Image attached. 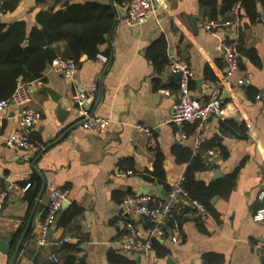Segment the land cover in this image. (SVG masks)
<instances>
[{"label": "crops", "instance_id": "0c3cea01", "mask_svg": "<svg viewBox=\"0 0 264 264\" xmlns=\"http://www.w3.org/2000/svg\"><path fill=\"white\" fill-rule=\"evenodd\" d=\"M88 1L110 4L114 9L119 6L114 0H72ZM223 1L215 0L218 13ZM155 3V14L134 27L127 24L124 8L119 6L123 14L115 15V25L99 45L98 54L107 61L98 54L94 59L81 56L78 85L50 64L46 66L42 85L30 86L29 106L42 115L30 136L32 151L14 150L5 144L18 125L19 107L11 103L0 113V183L14 188V196L0 211L1 235L11 237L9 252H0V264H113L118 257L126 263L116 264H140L139 254L123 250L118 242L127 221L121 200L127 194H137L141 187L157 194V184L143 175L152 170L158 155L167 186L181 182L188 165L177 160L176 152L181 149L200 153L213 166L196 172L197 180L209 183L235 173L234 186L227 198L215 196V202L211 201L214 212L207 211L204 217L196 215L187 199L180 198L174 214L179 218L182 242L173 244L169 233L157 239L155 264H166L168 257L176 264H263L264 219L257 221L253 216L263 206L258 194L264 190V0L256 1L252 10L241 7L233 29L220 25L213 30L203 27L205 13L200 0ZM53 4V0H17L16 6L0 17V23L24 21L29 32L36 26V14ZM230 18L229 11L214 20L222 23ZM161 39L166 43L167 61L181 58L191 68L189 90L199 102L207 99L205 82L224 73L219 44L234 39L240 51L233 80L243 79V84L223 89L227 118L224 122L215 117L207 121L204 142L196 153L192 125L185 126L188 140L179 142L176 127L164 123L177 98L178 79L168 64L158 68L145 56ZM200 79L201 86L197 83ZM159 89L169 93L164 95ZM78 90L90 114L110 119L103 132L95 134L79 126L80 115L72 100ZM58 107L67 111L61 120ZM136 125L149 128L150 134ZM217 171L220 176L215 177ZM35 178L40 186L30 205L23 189L34 187L35 183H30ZM54 188L67 191L68 205L57 216L48 243L41 246L35 237ZM162 192L164 195L165 189ZM72 205L81 212L61 225ZM65 237L70 241H64ZM158 253L164 256L158 257Z\"/></svg>", "mask_w": 264, "mask_h": 264}, {"label": "built area", "instance_id": "2783aa9c", "mask_svg": "<svg viewBox=\"0 0 264 264\" xmlns=\"http://www.w3.org/2000/svg\"><path fill=\"white\" fill-rule=\"evenodd\" d=\"M10 0H0V17L6 11L4 5ZM126 13V22L134 27L148 21L156 12L155 0H126L124 3ZM241 9L240 2H235L230 8L231 18L222 23L213 19L204 17L203 27L205 30H213L226 25L230 29L238 25V12ZM264 24V18L262 19ZM219 53L225 63L224 73L217 80H207L205 86L208 89L207 99L199 102L192 98L189 90V81L193 77V72L187 62L181 58H173L169 61L168 69L171 74L177 76L178 94L172 106L171 113L164 120L165 124L173 125L177 129V140L186 142L191 135L192 149L196 153L202 146L205 138V127L211 117H215L223 122L227 118L228 107L222 97L224 88L233 89L236 85H242L243 79L233 80L235 73L239 69L240 51L237 42L227 39L218 46ZM98 57L104 62L107 57L98 54ZM51 69L61 73L65 77L77 84L76 74L78 71L77 63L73 59L57 57L50 63ZM42 76L25 81L18 79L9 99H0V113H3L12 103L19 107V120L16 129L5 139L7 147L23 152L32 151L31 133L34 126L41 120V113L29 106L30 86L42 85ZM78 85V84H77ZM160 93L167 95V89H159ZM72 100L76 105L80 115L79 126L88 132L99 134L109 125L110 119L92 115L85 106V100L80 90L72 95ZM192 125L193 130L190 135L185 131L186 125ZM137 129L150 134V129L142 125H136ZM124 175L125 173H121ZM26 185L23 190H26ZM14 196L13 187H3L0 183V211L4 202ZM187 199L194 207L196 215L204 217L208 212L206 208L197 200L190 199L181 182L170 186L163 199H159L156 194H127L121 201L122 214L127 217L124 232L120 235L118 242L125 251H133L139 254L140 264H155L156 248L155 241L165 235L164 227L173 216L174 206L180 199ZM259 200L263 206L254 213V219L257 221L264 219V190L259 191ZM67 199V191L61 188H54L50 192L49 201L46 205L42 221L40 223L35 242L38 245H46L49 240L51 228L61 212L62 204ZM139 225L138 226V222ZM143 227V228H142ZM171 242L179 245L182 242V232L177 222H173L171 233ZM64 241H70L65 237ZM262 255L264 258V246H262ZM55 259V257H54ZM205 264V263H197ZM264 264V262H263Z\"/></svg>", "mask_w": 264, "mask_h": 264}, {"label": "trees", "instance_id": "16d2710c", "mask_svg": "<svg viewBox=\"0 0 264 264\" xmlns=\"http://www.w3.org/2000/svg\"><path fill=\"white\" fill-rule=\"evenodd\" d=\"M125 1L114 0L119 6H124ZM238 1L241 7L247 6L252 10L258 0H224L223 8L219 13L215 0H200V7L204 10L205 17L214 20L225 12L229 13L231 6ZM53 3V7L49 10L36 14V26L29 32L24 21H16L11 25L0 23V99L10 98L19 78L32 81L42 76L46 66L57 57L73 59L77 64H80L83 55L94 59L99 53V45L105 42L115 21V9L110 4L89 1L81 3L72 0H53ZM16 4L17 0L7 1L4 5L5 11L12 10ZM145 56L158 68L169 64L166 57V43L163 39L151 45L146 50ZM209 79L213 80V78ZM176 155L178 161L188 163L181 180L188 197L200 202L207 211L214 212L211 204L213 197L229 196L234 186L235 173L205 183L197 180L195 173L213 169V166L207 163L200 153L193 155L190 150L181 149ZM225 155L223 151V157ZM143 178L148 182L160 184L165 191L169 188L165 181L161 156L156 157L152 170L146 171ZM34 183V187L29 186L24 194L30 205L40 186L38 178L30 184ZM80 212L78 206L72 205L64 214L61 225L69 223ZM174 221L179 225V218H176L173 211L172 218L164 227L165 234L171 233ZM154 245L155 248L159 247L157 241ZM157 256L163 257L164 253H158ZM112 263H126V260L118 257ZM205 264L210 263L205 261Z\"/></svg>", "mask_w": 264, "mask_h": 264}, {"label": "water", "instance_id": "95a60500", "mask_svg": "<svg viewBox=\"0 0 264 264\" xmlns=\"http://www.w3.org/2000/svg\"><path fill=\"white\" fill-rule=\"evenodd\" d=\"M123 9H122V7H115V15H116V17L118 18L121 14H123ZM124 15H125V13H124ZM195 20L193 19V22H194ZM115 23H116V21L114 22V25H115ZM113 25V26H114ZM48 68H49V66H48ZM201 79H200V81H197V83H198V85L199 86H201ZM67 111L66 110H63V109H61V107H58L57 108V113H58V119L59 120H61V118H63V116L65 115V113H66ZM218 176H220V172L219 171H217L216 172V174H215V177H218ZM162 186L160 185V184H157V186H156V191H157V197L159 198V199H163V192H162ZM146 194H149V189H147V188H144V187H141L139 190H138V193H137V195H146ZM215 200H216V197H214L213 199H212V203L213 202H215ZM68 205V201L67 200H65L64 202H63V204H62V209H64L66 206ZM22 241V240H21ZM21 241H20V243L17 245V247H16V250H15V252H14V257H13V259L15 258V256H16V253H17V251L19 250V247H20V244H21ZM10 242H11V237L9 236V235H1V230H0V252L1 253H3V254H7L8 252H9V249H10ZM166 264H176L170 257H168L167 259H166Z\"/></svg>", "mask_w": 264, "mask_h": 264}]
</instances>
